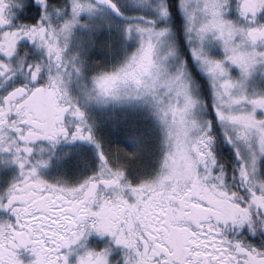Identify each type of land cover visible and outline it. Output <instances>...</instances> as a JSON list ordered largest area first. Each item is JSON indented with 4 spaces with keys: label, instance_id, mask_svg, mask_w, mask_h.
<instances>
[{
    "label": "snow or ice",
    "instance_id": "obj_1",
    "mask_svg": "<svg viewBox=\"0 0 264 264\" xmlns=\"http://www.w3.org/2000/svg\"><path fill=\"white\" fill-rule=\"evenodd\" d=\"M0 264H264V0H0Z\"/></svg>",
    "mask_w": 264,
    "mask_h": 264
}]
</instances>
